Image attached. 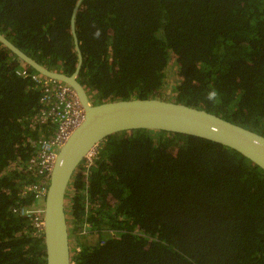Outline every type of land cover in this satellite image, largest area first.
Wrapping results in <instances>:
<instances>
[{
    "label": "trees",
    "instance_id": "obj_1",
    "mask_svg": "<svg viewBox=\"0 0 264 264\" xmlns=\"http://www.w3.org/2000/svg\"><path fill=\"white\" fill-rule=\"evenodd\" d=\"M78 1L0 0V34L71 75ZM75 32L91 104L160 99L264 136V0H82ZM33 75L0 44V264H45L42 232L13 212L42 210L44 197L23 192L41 184L29 161L55 131L37 121ZM66 199L72 264H264V172L204 139L113 134Z\"/></svg>",
    "mask_w": 264,
    "mask_h": 264
},
{
    "label": "water",
    "instance_id": "obj_2",
    "mask_svg": "<svg viewBox=\"0 0 264 264\" xmlns=\"http://www.w3.org/2000/svg\"><path fill=\"white\" fill-rule=\"evenodd\" d=\"M81 1L75 5L70 18V32L77 56L71 75L48 70L0 34V44L22 63L39 75L73 89L85 111L84 121L57 153L44 197L42 234L45 264H72L66 222L69 184L86 155L113 134L153 130L197 137L235 151L264 172V136L207 111L160 99L91 104L87 91L77 79L82 54L75 32V15Z\"/></svg>",
    "mask_w": 264,
    "mask_h": 264
},
{
    "label": "built area",
    "instance_id": "obj_3",
    "mask_svg": "<svg viewBox=\"0 0 264 264\" xmlns=\"http://www.w3.org/2000/svg\"><path fill=\"white\" fill-rule=\"evenodd\" d=\"M18 74L23 78L29 76L25 70ZM31 79L43 87V94L40 99L42 108L37 115V121L39 123L51 122L55 125V131L51 137L39 141L36 156L29 161L30 169L35 167L39 174L44 175L41 184L30 186L23 193L32 192L35 197H45L57 152L69 139L72 132L82 124L85 112L75 91L68 85L39 74L38 76H31ZM96 152L97 147L86 155L84 159L86 168L92 164ZM13 212L30 219L36 231L43 232V210L27 211L21 209Z\"/></svg>",
    "mask_w": 264,
    "mask_h": 264
},
{
    "label": "clouds",
    "instance_id": "obj_4",
    "mask_svg": "<svg viewBox=\"0 0 264 264\" xmlns=\"http://www.w3.org/2000/svg\"><path fill=\"white\" fill-rule=\"evenodd\" d=\"M216 98H217V92L215 91V90H212V91H210V92H208V94H207V99H209V100H216ZM82 106V105H81ZM83 108V107H82ZM85 112V111H84ZM85 118V117H84ZM60 150V149H59ZM58 150V151H59ZM58 153V152H57ZM82 162H84V164H85V161H84V159H83V161ZM81 162V163H82ZM70 250L72 251V249H71V244H70ZM76 251H77V249H75Z\"/></svg>",
    "mask_w": 264,
    "mask_h": 264
},
{
    "label": "rangeland",
    "instance_id": "obj_5",
    "mask_svg": "<svg viewBox=\"0 0 264 264\" xmlns=\"http://www.w3.org/2000/svg\"><path fill=\"white\" fill-rule=\"evenodd\" d=\"M172 100V99H171ZM67 196H68V192H67ZM38 202H40V205L42 206L43 205V201H38ZM38 202H37V204H38ZM36 204V205H37ZM37 206H39V205H37ZM38 208V207H37ZM70 253H72V251L70 250Z\"/></svg>",
    "mask_w": 264,
    "mask_h": 264
},
{
    "label": "flooded vegetation",
    "instance_id": "obj_6",
    "mask_svg": "<svg viewBox=\"0 0 264 264\" xmlns=\"http://www.w3.org/2000/svg\"><path fill=\"white\" fill-rule=\"evenodd\" d=\"M43 206H44V200H43ZM42 210H43V208H42Z\"/></svg>",
    "mask_w": 264,
    "mask_h": 264
}]
</instances>
